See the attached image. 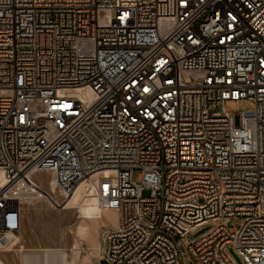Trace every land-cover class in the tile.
I'll return each mask as SVG.
<instances>
[{"label": "built area", "instance_id": "built-area-1", "mask_svg": "<svg viewBox=\"0 0 264 264\" xmlns=\"http://www.w3.org/2000/svg\"><path fill=\"white\" fill-rule=\"evenodd\" d=\"M80 192L98 264H264V0H0V232Z\"/></svg>", "mask_w": 264, "mask_h": 264}, {"label": "rangeland", "instance_id": "rangeland-1", "mask_svg": "<svg viewBox=\"0 0 264 264\" xmlns=\"http://www.w3.org/2000/svg\"><path fill=\"white\" fill-rule=\"evenodd\" d=\"M249 107H252V103L246 100L228 104L231 111H245ZM140 173L141 171L138 170L134 173L135 181L138 183H141ZM46 189L52 193V188L47 186ZM149 194V190L144 189L143 196L147 197ZM87 197L88 195L80 192L62 208L52 207L44 199L28 201L25 206L23 225L19 233L0 232V264H22L20 250L53 248L70 252L75 247L77 240L75 228L85 215L84 204ZM109 226H104L99 230L101 245L102 233ZM229 227H233L232 224ZM212 228V224H204L198 227L190 236V240L198 239ZM80 247L82 255L92 251L87 240H81ZM101 251L99 257L93 258L90 264H98ZM228 254L237 264H244L241 256L232 247H228ZM189 264H196V262L192 260Z\"/></svg>", "mask_w": 264, "mask_h": 264}, {"label": "bare ground", "instance_id": "bare-ground-1", "mask_svg": "<svg viewBox=\"0 0 264 264\" xmlns=\"http://www.w3.org/2000/svg\"><path fill=\"white\" fill-rule=\"evenodd\" d=\"M84 90L75 92L77 95L84 94ZM41 179V178H39ZM54 191V183L49 185ZM48 192L51 193L48 189ZM77 196V195H76ZM75 196V197H76ZM74 197V198H75ZM72 198V199H74ZM71 199V200H72ZM46 200V199H45ZM47 201V200H46ZM49 203V202H48ZM50 204V203H49ZM85 215L75 228V247L70 251L64 249L47 248L42 250H20L22 264H90L93 258L99 257L102 245L99 238V230L104 226H116L118 217L112 209H102L98 206L94 195H88L85 199ZM14 233V232H12ZM19 233V232H18ZM81 240H87L91 252L82 255L80 252Z\"/></svg>", "mask_w": 264, "mask_h": 264}]
</instances>
